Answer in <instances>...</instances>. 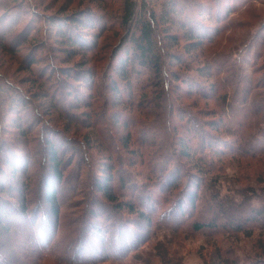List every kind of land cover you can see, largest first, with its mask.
<instances>
[{"label":"trees","instance_id":"1","mask_svg":"<svg viewBox=\"0 0 264 264\" xmlns=\"http://www.w3.org/2000/svg\"><path fill=\"white\" fill-rule=\"evenodd\" d=\"M182 1L164 0L156 12L153 0H123L125 33L97 83L94 68L84 67L99 57L98 37L85 33L86 26L106 27L96 13L52 28L62 44L54 50L66 58L61 61H84L53 80L52 64L39 55L47 72L30 76L37 85L32 97L1 82L0 264H181L176 246L195 235L209 248L203 264H240L233 243L241 237L254 238L242 264H264V62H257L264 57V35L254 34L247 46L233 48L238 54L231 52L248 55L249 72L240 58L227 66L217 53L193 69L174 46L184 37L187 53L202 51L216 43L223 26L211 29L202 13L193 19ZM221 1L205 15L229 25ZM172 27L184 30L179 35ZM32 54L28 70L36 62ZM33 98L48 101L41 103L44 110L63 108L67 134L73 124L94 135L70 148L56 125L37 118ZM198 102L212 107L196 111ZM5 108L18 113L9 127ZM24 114L31 126L24 125ZM35 126L38 145L30 136ZM10 128L17 137H9ZM134 165L149 169L148 185ZM249 168L257 185L243 179ZM67 236L70 243L62 248Z\"/></svg>","mask_w":264,"mask_h":264},{"label":"rangeland","instance_id":"2","mask_svg":"<svg viewBox=\"0 0 264 264\" xmlns=\"http://www.w3.org/2000/svg\"><path fill=\"white\" fill-rule=\"evenodd\" d=\"M163 1L164 0H153V3L155 4L154 10L156 12H159L160 4ZM183 1L181 2V5H183L188 10L190 17L193 19L200 16L202 19V14H204V24L211 29L217 27V25L223 26V29L217 33L216 43H211L207 46H204L202 51L196 50L194 52L187 53V50H190L189 47L187 49L185 46L187 40L184 37H181L178 44L174 46V49L177 50L178 55L180 54L182 59H186V63H188L193 69L199 66L203 60H207L206 57L209 56L210 53H217V56L218 54L223 53L220 58H217V56L215 58L224 60L223 63L227 66H230V63L235 62L240 58V56L233 57L231 55V52L238 54L239 49H233L237 44L242 42V44L246 43L247 46L248 39L252 38L254 34L259 39H261V36L264 35V0H222V9L224 10V13L227 12L228 16L230 17L229 25L228 21L224 23L219 22L217 24V22H214L213 17H207L205 15L207 13V9L212 11L214 10V7H216L214 0H185L187 3ZM102 2V6L97 8L99 4L97 3V0H0V32L6 31V36L3 39V42L0 41V91L1 82L8 81L13 85L20 87L19 89L22 90L26 97H32L35 95L34 91L37 89V85L32 83L30 76L43 69L47 72L46 67L44 66V63H46L45 58H48L47 62L52 64L51 66L53 67L54 71L48 73H53V80L55 77H59L62 70L72 69L76 63L79 61H84L86 58H81L80 56L72 58L68 64H64L61 61L66 58L63 56V52L59 50L60 48H56V50H54L55 47L62 46V44L55 43V30H52V28H56L57 25H65L67 22H75L78 18H87V16L92 13L102 15L103 19L106 21L104 22L106 27H103L99 30L97 29V26L91 28V26L87 25L85 33L93 32L97 35V54L99 57H105H98V61L86 63L84 67H89L90 69L94 68L96 73V83L101 81L104 75L105 67L108 63L107 58L110 54V51L113 46L118 44L122 35L125 33V28H123V25H120L119 19L123 0H102ZM194 5L196 6L193 7ZM14 9L15 11H9ZM4 11L12 14L13 16L7 17ZM211 11L208 14L214 13L213 11L211 13ZM181 17H183V15ZM230 21H232L231 24ZM47 23L51 24L48 25ZM2 25L6 27L1 28ZM175 27H172L171 31H177L179 35L184 30V28L181 30ZM211 29L210 31H212ZM31 35H33V39H31ZM32 45H36L35 47L38 48H31ZM260 45L262 47V43ZM243 51L244 48L241 47L240 55L243 53ZM32 52L35 55L36 62L30 67V70H28L26 68L27 62L30 63V58L34 57ZM39 55H45L44 60H39V58H41ZM96 59L94 58V60ZM241 60L244 63L243 67H245L249 72L250 67L248 63V55H245ZM258 61V64H262V61L264 62L263 55L261 56V59L257 60V62ZM168 67L170 68V66ZM173 68L177 69L179 71L178 73L180 74H183L185 71L183 68L178 66H174ZM188 74L196 76V73L191 72V70L188 72ZM79 88L80 91L86 94L88 93L83 87L80 86ZM192 99L193 98H189L185 100V102L189 103ZM32 101L35 102V106H37L36 109H38L36 110L38 111V114H36L37 118L39 120L44 119L47 121V123L56 125V128L59 129V133H62L64 136L70 139L68 144L70 148L78 149L83 145L85 146L87 144L86 139L88 138V134L92 136L94 135L91 130L85 128L84 126H76L73 124H70L69 126L70 130L68 131V135L62 129V127L67 124V119L65 117L67 115L61 110L63 108L60 110L57 108L44 110L41 103H47V100L33 98ZM10 107L11 106H9V108ZM203 107H212V104L210 105V102H206L204 104L198 102L194 110L199 111V109L201 110ZM1 111L2 109L0 106V116ZM6 111L7 115L4 116L6 118L4 119L3 123L5 126L9 127L10 125L12 126V122L14 121L13 118L17 117L18 113L15 112L16 115H13V110L6 109ZM29 116V114H24V117L22 115L25 121H23L24 125L29 124L31 126L33 124ZM200 116L202 117L203 115ZM1 118L0 120H2ZM145 121L147 120H144L143 124ZM35 124L36 122L34 125ZM0 128L3 129L2 126H0ZM35 128V130H31L32 134H30V136H32L33 142L38 145L40 131L39 127L37 128V126H35ZM6 132L8 133L9 137H17V132L13 128H10ZM4 135L7 134L4 132ZM59 142H62L61 139ZM89 152L94 156V158H96L98 154L96 150H91ZM255 163L256 161H252L249 165L252 167ZM87 169H89V167L85 166L84 171ZM131 169L138 172V178L148 185L144 178L146 174H148L149 169H147L145 165H134L131 166ZM226 172L231 176L235 174L236 171L227 168ZM243 179H246V185L249 186L257 185L258 183L255 181L256 177L253 176V171L251 168L247 169V171H243ZM164 233L168 235L167 232ZM241 238L242 239H240V241L237 243H233L236 246L233 253L238 256V263L240 264L245 262V256L247 253H249L250 246L254 241V238ZM179 239L181 240L182 238L179 237ZM205 241L206 240L204 237L195 235L193 237L187 238L181 247L178 244L176 247L179 248L178 251L180 250L179 255L182 257L181 264H203V257L208 255L207 251L209 249L207 248ZM69 243L70 236H67L63 242L62 248L67 247Z\"/></svg>","mask_w":264,"mask_h":264}]
</instances>
